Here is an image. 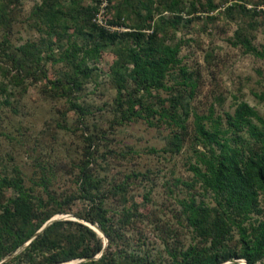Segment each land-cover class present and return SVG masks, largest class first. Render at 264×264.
<instances>
[{"label": "rangeland", "instance_id": "rangeland-1", "mask_svg": "<svg viewBox=\"0 0 264 264\" xmlns=\"http://www.w3.org/2000/svg\"><path fill=\"white\" fill-rule=\"evenodd\" d=\"M101 2L0 0V264H188L196 252H240L263 237L264 191L255 187L247 215L226 210L209 161L257 158L228 118L242 102L264 118V0ZM154 29L152 42L175 56L160 88L129 55L161 54ZM197 116L216 141L197 135ZM19 192L27 206L11 218ZM193 205L221 211L231 232L199 235ZM87 228L104 249L69 258L94 242Z\"/></svg>", "mask_w": 264, "mask_h": 264}, {"label": "trees", "instance_id": "trees-1", "mask_svg": "<svg viewBox=\"0 0 264 264\" xmlns=\"http://www.w3.org/2000/svg\"><path fill=\"white\" fill-rule=\"evenodd\" d=\"M131 34V33H129ZM131 35L140 41L142 35L141 32L132 33ZM155 35V29L150 34L149 41L152 44V48L161 50V54L154 57H148L146 61L141 62V54L137 49H132L129 52L131 60L135 64L136 70L142 77H147L151 80V85L155 88L163 87L162 76L165 75V71L169 64L174 61V52L170 47H165L152 42ZM257 54H262L255 48H252ZM204 116H197L196 130L197 135L207 142L216 141L218 134L211 132L201 121ZM229 125L234 129H247L249 136L255 140L258 145L259 151L256 153L257 158H246L245 154L234 152L232 154H222L219 158L210 160L211 175L213 177V183L216 191L220 190L224 192L225 209H232L237 215H247L248 210L255 207V187L264 191V118L261 117L258 112L247 102L240 103L235 110L234 115H229ZM27 206V198L25 192H19L16 198L13 200V206L6 208L7 214L14 218L16 213L25 211ZM12 208L14 210H12ZM191 212L188 215V221L201 236L211 235L215 238L225 237L226 234L231 232L232 226L229 220L217 212L215 216L211 215V209H204L191 206ZM49 216L48 218H50ZM90 221L94 222L93 218ZM90 235L93 237L94 242H88L82 250L69 258L84 257L90 258L104 249V243L99 238L96 232L87 228ZM240 231L244 232V228L240 226ZM262 238H258L255 242L243 243V248L240 252H235L234 255L224 254L219 257V254H213L207 256L201 252H196L191 256L188 264H217L220 261L226 260L230 257L245 258L247 264H256L262 257H264V225L261 230ZM40 235L37 236L36 240ZM33 243V242H32ZM30 244L25 251L36 249V244ZM212 246H215V242L212 241ZM219 247V246H218ZM217 248V247H216ZM222 251L227 250L228 246L221 245ZM229 250V249H228ZM68 259V258H67ZM66 259H59L58 262H62ZM229 264H239L238 262Z\"/></svg>", "mask_w": 264, "mask_h": 264}, {"label": "water", "instance_id": "water-1", "mask_svg": "<svg viewBox=\"0 0 264 264\" xmlns=\"http://www.w3.org/2000/svg\"><path fill=\"white\" fill-rule=\"evenodd\" d=\"M56 218H54V219H52V220H50L49 222H47L37 233H36V235L34 236V238H36L42 231H44L49 225H51V223H52V221H54ZM95 226H97V225H95ZM99 227V226H98ZM100 228V227H99ZM27 246V245H26ZM24 248V247H23ZM17 254V253H16ZM15 254V255H16ZM5 261V260H4ZM3 261V262H4ZM83 260H81V259H75V263L74 264H79V263H81Z\"/></svg>", "mask_w": 264, "mask_h": 264}, {"label": "built area", "instance_id": "built-area-1", "mask_svg": "<svg viewBox=\"0 0 264 264\" xmlns=\"http://www.w3.org/2000/svg\"><path fill=\"white\" fill-rule=\"evenodd\" d=\"M107 0H102V2H101V8H104L106 5H107ZM100 8V9H101ZM104 11V10H103ZM103 11H101L98 15H97V17H99V19L97 20L98 22H101L102 23V20L100 19L101 18V15H102V13H103Z\"/></svg>", "mask_w": 264, "mask_h": 264}, {"label": "bare ground", "instance_id": "bare-ground-1", "mask_svg": "<svg viewBox=\"0 0 264 264\" xmlns=\"http://www.w3.org/2000/svg\"><path fill=\"white\" fill-rule=\"evenodd\" d=\"M93 228H94L96 231L101 232V230H100V228H99L98 226L93 225ZM74 263H75L74 261H73V262L68 261V262H63V263H61V264H74Z\"/></svg>", "mask_w": 264, "mask_h": 264}]
</instances>
